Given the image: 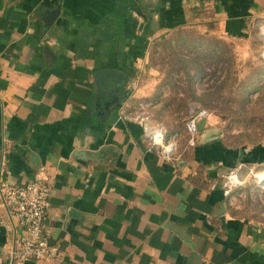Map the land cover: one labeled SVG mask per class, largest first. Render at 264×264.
<instances>
[{
  "label": "crops",
  "instance_id": "1",
  "mask_svg": "<svg viewBox=\"0 0 264 264\" xmlns=\"http://www.w3.org/2000/svg\"><path fill=\"white\" fill-rule=\"evenodd\" d=\"M261 22L264 0H0V181L44 167L60 249L27 264H264V219L235 208L221 179L264 166V142L230 146L208 115L189 145L170 121L181 133L165 159L150 137L170 76L149 65L160 38L191 26L217 34L205 47L249 55ZM108 68L129 81L100 96L94 74ZM24 234L1 208L0 264Z\"/></svg>",
  "mask_w": 264,
  "mask_h": 264
},
{
  "label": "rangeland",
  "instance_id": "2",
  "mask_svg": "<svg viewBox=\"0 0 264 264\" xmlns=\"http://www.w3.org/2000/svg\"><path fill=\"white\" fill-rule=\"evenodd\" d=\"M203 22L213 29L210 19ZM194 29L166 35L151 48L149 65L154 70L150 72L166 71L170 76L169 93L163 98L168 109L157 111L161 116L154 131L163 129L166 139L175 138L176 142L181 129L170 131V121L182 120L185 127L192 110L205 109L213 117V132L226 144L264 142V35L257 27L252 39L256 45L248 55L226 47L219 51L207 48L205 42L219 38L217 34ZM201 37L204 42H199ZM183 134L187 139L185 129ZM247 171L248 177L242 178L245 183L232 202L244 215L264 219V176L259 179L258 174H264V166Z\"/></svg>",
  "mask_w": 264,
  "mask_h": 264
},
{
  "label": "built area",
  "instance_id": "3",
  "mask_svg": "<svg viewBox=\"0 0 264 264\" xmlns=\"http://www.w3.org/2000/svg\"><path fill=\"white\" fill-rule=\"evenodd\" d=\"M257 27L264 35V22L257 24ZM261 56L264 58V50ZM207 116L205 109L192 110L185 123L189 145L195 144L198 123ZM150 144L159 146L160 153L165 159H173L177 141L175 142V138L166 139L165 130L153 131ZM244 183V179L235 170L222 174V187L224 193L230 198L233 197L234 192L242 188ZM50 205V184L44 167L39 168L33 178L26 183L8 184L0 181V209L4 208L16 217L25 230L19 242L2 250V256L8 259L10 264H27L29 261L51 260L59 256V247L50 240L51 234L48 227Z\"/></svg>",
  "mask_w": 264,
  "mask_h": 264
},
{
  "label": "water",
  "instance_id": "4",
  "mask_svg": "<svg viewBox=\"0 0 264 264\" xmlns=\"http://www.w3.org/2000/svg\"><path fill=\"white\" fill-rule=\"evenodd\" d=\"M59 8L51 11L46 19V24H50L58 14ZM94 80L98 87L99 95L112 94L114 89H120L129 81V76L116 69H100L94 74Z\"/></svg>",
  "mask_w": 264,
  "mask_h": 264
},
{
  "label": "bare ground",
  "instance_id": "5",
  "mask_svg": "<svg viewBox=\"0 0 264 264\" xmlns=\"http://www.w3.org/2000/svg\"><path fill=\"white\" fill-rule=\"evenodd\" d=\"M258 174H259V179H261L262 178V173L258 172Z\"/></svg>",
  "mask_w": 264,
  "mask_h": 264
}]
</instances>
